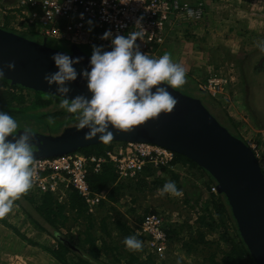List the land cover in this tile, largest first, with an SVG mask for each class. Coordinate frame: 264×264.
I'll use <instances>...</instances> for the list:
<instances>
[{"label":"trees","instance_id":"obj_1","mask_svg":"<svg viewBox=\"0 0 264 264\" xmlns=\"http://www.w3.org/2000/svg\"><path fill=\"white\" fill-rule=\"evenodd\" d=\"M4 24V28L25 35L22 31L11 28L8 23ZM35 32L40 33L35 29L28 31L30 34ZM172 35V37H168L167 43L164 45V53L171 54L175 37L174 34ZM249 82L252 85L250 78ZM254 86L255 84L250 87L252 98L253 92L256 91ZM26 91H33L35 98L29 105L22 106L27 99ZM42 94H48L56 99H45ZM258 95L260 98L261 94ZM62 99L64 98L44 91H36L21 84H13L7 78L0 80V110L8 112L12 116L25 108L38 110L31 112L30 115L40 117L46 113L49 116L63 114L64 110L57 112L39 110L51 104H58ZM206 99L209 101V105L215 109L220 105L218 101L214 100L215 97L209 96V94ZM222 111L224 112V110ZM223 117L224 122L231 128L236 125L235 118L229 113H223ZM234 132L235 135L242 137L238 131ZM115 143L117 142L111 141L107 144L99 143L86 146L79 149L78 152L86 155H105L106 151ZM174 153L175 160L171 164L148 163L136 179H119V173L111 162L104 164L100 172L90 171L88 181L93 195L104 193V197L96 206H91L86 198L74 189L69 190L65 198L61 200L56 192L38 191L31 188L15 203L54 242H40V240L22 232L18 227L14 228L15 233L28 244L38 246L41 250L46 251L60 264H168L165 259L158 260L156 251L148 244L150 237L141 231L140 224L147 214L159 212L143 206L150 197L145 194V191L156 195L161 193L160 190L166 182L173 181L176 182V187L179 190L184 189L186 196L184 202L196 206L199 216L197 236L193 237L190 232L189 238H181L180 228L189 223L179 221L170 223L171 212H161L165 218L169 246L171 241L177 238L183 247L187 248L188 255L206 251L207 255H203L207 260L204 262L206 264L207 262L210 264H258L241 235L229 200L220 190L219 183L214 176L188 156L175 151ZM178 165L185 166L191 171H197L203 177L205 171L208 172L206 173L209 175L208 178L203 180L205 189L209 193L206 199L200 184L198 185L189 177L181 179L180 174L174 169ZM164 174H170V178ZM188 184L191 186H187ZM6 223L8 224V222ZM203 227L206 229L203 230ZM211 231L218 233V238H207ZM128 236H135L139 239L143 245L142 249L129 251L123 243L125 237Z\"/></svg>","mask_w":264,"mask_h":264},{"label":"rangeland","instance_id":"obj_2","mask_svg":"<svg viewBox=\"0 0 264 264\" xmlns=\"http://www.w3.org/2000/svg\"><path fill=\"white\" fill-rule=\"evenodd\" d=\"M11 28L16 29L12 26ZM16 30L20 31V29ZM22 32L36 40L44 41V35L40 33ZM173 34L175 37L171 57L174 62L182 64L187 70L186 82L180 88L192 97L201 99L212 114L231 132L238 131V134L254 147L264 168V65H259L260 62H264L262 60L264 57V0H207L205 16L197 22L192 21L183 25ZM47 43L65 50H68L70 46L68 41L52 37L47 39ZM81 47L93 51L94 46L82 45ZM211 78L228 80L227 90L216 96L206 89H202L203 92H201L199 87ZM253 84L256 91L253 92L252 98L250 87ZM26 94L27 99L22 106L29 105L35 98L33 91H26ZM208 94L219 102L220 105H216L217 109L209 105L206 99ZM258 94H261L260 98ZM42 96L45 99H56L48 94H42ZM39 110L57 112L63 109L58 103ZM35 111L38 110L25 108L20 113L13 114L18 121V129L27 128L46 135H59L67 128L77 126L78 123L75 115L65 111L55 116H49L47 113L42 117L30 115ZM223 113H229L235 118L236 125L233 128L224 122ZM49 118H52L54 122L50 124ZM174 169L180 174L181 179L189 177L198 185L200 184L206 199L209 193L205 189L203 180L209 176L206 174L207 171L204 170L203 177L199 172L191 171L182 165ZM164 175L170 178V174ZM145 194L150 197L143 206L159 212H171L170 223L177 221L189 223L180 228L181 238H189L190 232L193 237L197 236L199 213L192 203L184 202L186 198L184 189H180V195L168 193L154 195L147 190ZM15 227L40 242H54L26 216L17 203H14L11 212L0 217V264H60L38 246L28 244L15 233ZM204 229L206 228L203 227ZM207 238H218V233L211 231ZM156 254L159 261L165 259L168 264H203L207 261L204 259L207 255L206 251L188 255L187 248L183 247L177 238L171 241L164 252ZM207 264L210 263L207 262Z\"/></svg>","mask_w":264,"mask_h":264},{"label":"water","instance_id":"obj_3","mask_svg":"<svg viewBox=\"0 0 264 264\" xmlns=\"http://www.w3.org/2000/svg\"><path fill=\"white\" fill-rule=\"evenodd\" d=\"M47 39L39 41L0 26V69L4 70V78L13 84L64 98L56 93V85H49L44 79L46 74L57 70L52 55L62 52L73 58L80 57L74 67L82 73L85 68L90 70L93 51L76 43L70 44L68 50L61 49L49 45ZM11 62L15 64L14 69L7 67ZM70 87V99L80 94L91 97L82 74ZM167 87L177 99L170 113H161L158 118L135 126L130 132L110 128L114 135L112 141L156 143L188 156L209 171L227 196L253 257L258 264H264V168L256 150L224 126L201 99L181 88ZM24 130L17 129V135ZM87 131V128L77 130V126L69 127L59 135L31 131L35 137L32 144L34 158L64 155L102 143L98 136L85 139Z\"/></svg>","mask_w":264,"mask_h":264},{"label":"built area","instance_id":"obj_4","mask_svg":"<svg viewBox=\"0 0 264 264\" xmlns=\"http://www.w3.org/2000/svg\"><path fill=\"white\" fill-rule=\"evenodd\" d=\"M206 9L207 0H0V15H12L16 29H35L71 44L103 45L104 50L112 49L111 38H102L107 31H111L112 38L143 31V39L137 38V44L142 52L154 58L164 54L169 36L183 25L201 20ZM227 86L228 80L211 78L201 88L216 96L224 93ZM116 142L105 155L76 151L34 158L36 174L32 188L56 192L61 200L74 189L91 206H96L104 193L93 195L88 181L90 171L100 172L104 164L111 162L119 179L131 180L136 179L148 163L171 164L175 160L173 150L156 143ZM140 228L150 237L148 244L156 253L167 249L169 237L163 213L147 214Z\"/></svg>","mask_w":264,"mask_h":264},{"label":"clouds","instance_id":"obj_5","mask_svg":"<svg viewBox=\"0 0 264 264\" xmlns=\"http://www.w3.org/2000/svg\"><path fill=\"white\" fill-rule=\"evenodd\" d=\"M143 36V31H131L127 36L112 38L111 31L105 32L102 38H111L112 49L105 51L103 45L94 46L90 70L85 68L82 73L74 67L80 57L62 52L52 55L57 70L46 74L44 79L49 85H56V93L64 97L59 107L76 116L77 130L88 129L85 139L98 136L100 142L107 144L114 137L110 128L130 132L161 113H170L177 103L167 86L176 89L184 85L186 68L174 62L168 52L159 58L142 52L137 38ZM7 67L14 69V62ZM81 74L91 97L80 94L70 99V85ZM4 77V70L0 69V80ZM53 122L49 118V123ZM18 127L11 114L0 110V217L8 215L15 201L32 188L36 174L34 134L25 128L17 135ZM160 191L180 195L173 181L166 182ZM123 243L129 251L143 247L135 236L125 237Z\"/></svg>","mask_w":264,"mask_h":264},{"label":"crops","instance_id":"obj_6","mask_svg":"<svg viewBox=\"0 0 264 264\" xmlns=\"http://www.w3.org/2000/svg\"><path fill=\"white\" fill-rule=\"evenodd\" d=\"M0 21H1V22H5V23H8L9 26H13V25H14V17H13L12 15H10V16H9V15H8V16H1V15H0ZM1 22H0V23H1ZM2 27H3V26H2ZM13 27H14V26H13ZM26 30L29 31V30H31V29H23V28L20 29V31H26ZM41 34H42V33H41ZM42 35H43V34H42ZM45 37H47V36L44 35V38H45ZM47 38H48V37H47Z\"/></svg>","mask_w":264,"mask_h":264},{"label":"flooded vegetation","instance_id":"obj_7","mask_svg":"<svg viewBox=\"0 0 264 264\" xmlns=\"http://www.w3.org/2000/svg\"><path fill=\"white\" fill-rule=\"evenodd\" d=\"M259 65H260V66H261V65L263 66V65H264V62H260V64H259Z\"/></svg>","mask_w":264,"mask_h":264}]
</instances>
